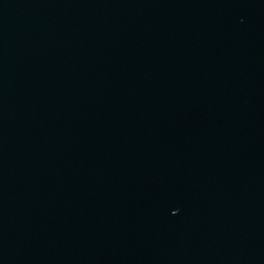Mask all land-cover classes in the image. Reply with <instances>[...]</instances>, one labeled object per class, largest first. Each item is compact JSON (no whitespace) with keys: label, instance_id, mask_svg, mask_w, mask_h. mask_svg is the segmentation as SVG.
I'll return each mask as SVG.
<instances>
[{"label":"water","instance_id":"water-1","mask_svg":"<svg viewBox=\"0 0 264 264\" xmlns=\"http://www.w3.org/2000/svg\"><path fill=\"white\" fill-rule=\"evenodd\" d=\"M0 264H264V0H0Z\"/></svg>","mask_w":264,"mask_h":264}]
</instances>
